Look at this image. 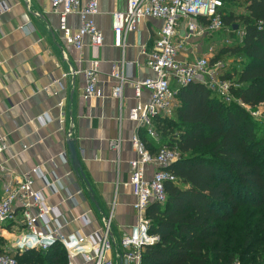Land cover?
Wrapping results in <instances>:
<instances>
[{"label": "crops", "instance_id": "0c3cea01", "mask_svg": "<svg viewBox=\"0 0 264 264\" xmlns=\"http://www.w3.org/2000/svg\"><path fill=\"white\" fill-rule=\"evenodd\" d=\"M97 1L96 24L104 43L94 48L86 39L79 50L65 42L50 0H0V134L7 138V149L0 155V198L6 181L37 169L35 187L49 205L59 206L58 222L66 233L84 236L102 228L113 209L112 233L119 240L136 222V198L125 183L131 175L129 162L137 157L132 138L138 133L143 139V128L129 119L138 101L132 84L155 75L143 51L152 49L163 22L146 19L127 35L123 47L113 31L112 14L124 10L128 0ZM80 23L78 14L68 17L72 30ZM214 36L193 40L179 58L205 55L216 43ZM95 60L102 96L86 100L84 71ZM120 62L126 79L122 101L112 95V68ZM148 98L144 90L140 101ZM70 140L84 177L72 165ZM153 169L147 166L149 176ZM84 213L90 217L89 226L74 220Z\"/></svg>", "mask_w": 264, "mask_h": 264}, {"label": "trees", "instance_id": "16d2710c", "mask_svg": "<svg viewBox=\"0 0 264 264\" xmlns=\"http://www.w3.org/2000/svg\"><path fill=\"white\" fill-rule=\"evenodd\" d=\"M245 1V13L233 19L224 0V21L235 29L238 19L246 33L212 60L227 54L247 59L222 76L236 100L227 103L193 82L179 89L173 117L156 119L170 135L165 144L142 131L152 154L163 145L181 154L165 169L176 176L165 184L166 201L151 202L147 209L150 233L159 241L144 248L142 264H264V131L238 102L252 109L264 104V0ZM5 244L0 235V254L12 256ZM13 257L21 264H67L59 243Z\"/></svg>", "mask_w": 264, "mask_h": 264}, {"label": "built area", "instance_id": "2783aa9c", "mask_svg": "<svg viewBox=\"0 0 264 264\" xmlns=\"http://www.w3.org/2000/svg\"><path fill=\"white\" fill-rule=\"evenodd\" d=\"M53 11L60 17V28L65 42L81 50L88 39L91 46L98 48L104 43V36L96 24V16L100 13L97 0H50ZM224 0H128L124 10L114 11L113 31L121 38V45L126 46L129 33L139 30L148 18L163 22L158 37L146 55L148 66L155 72L153 77L137 80L132 86L137 103L129 111V119L139 128L146 130L147 135L159 142L155 130L156 119L163 115H171L178 106V91L193 82H200L229 103L236 100L231 93V82L222 79L226 73L224 60L212 63L224 46L240 43L245 36V28L233 30L234 37L223 39L219 45L215 43L208 48L205 55H195L190 60L179 58L181 52L193 42L204 36H214L224 28ZM4 7L1 6V10ZM78 14L80 27L76 31L68 26V17ZM228 69V68H227ZM86 85L83 98L89 100L101 97L98 88L99 61L95 60L84 71ZM112 77L116 81L112 95L122 101L126 84L124 62L114 64ZM175 82L176 86H173ZM149 92L146 101H140L143 91ZM255 116L256 109L244 105ZM137 157L130 160L131 175L126 186L132 188L135 195L133 209L136 222L131 231L119 240L112 233L113 209L105 217V224L84 236L66 233L59 224L61 215L59 206L49 205L42 192L35 187V169L24 175L15 176L6 181L0 198V223L11 222L15 228L11 247L20 254L26 251H47L56 244H61L67 253V264H142L144 248L159 241V236L150 233L151 221L147 209L151 202L166 201V182L176 181V176L165 170L180 159L177 147L163 145L156 154H152L145 141L138 133L132 138ZM113 145H119L114 141ZM7 149V138L0 134V155ZM154 167L149 176L147 166ZM1 171H6L1 167ZM55 182L47 184L54 185ZM17 214H20L18 217ZM80 225L89 226L88 213L74 218ZM16 228L18 230H16ZM0 264H21L8 254H0Z\"/></svg>", "mask_w": 264, "mask_h": 264}, {"label": "rangeland", "instance_id": "374dc122", "mask_svg": "<svg viewBox=\"0 0 264 264\" xmlns=\"http://www.w3.org/2000/svg\"><path fill=\"white\" fill-rule=\"evenodd\" d=\"M246 7H247V3L245 0H228V6H227V13L226 15L232 13V15L234 16L233 19H235V17H239L242 14L245 13L246 11ZM239 20L236 19L234 21V27L239 26ZM224 25L225 28L216 36L212 37L214 39V41L216 43H218L219 45H221L223 42V39L227 38V37H231L233 38L235 35L233 33V27L231 24H227L224 21ZM218 41V42H217ZM230 47V46H228ZM223 60L225 62L226 65L230 66V68L233 67H237V68H241L243 65H245L247 63V59L243 56H232L230 54L225 55V57H223ZM255 112V119H258V121L260 122L259 124V132L264 131V104H260L257 108ZM174 113H172L171 115H163L166 116L168 118L173 117ZM155 130L158 134L159 137V143H163L165 144L167 142V140L169 139L170 135L166 136L163 134L162 130L159 127V122L155 124ZM263 133V132H261ZM151 151V150H150ZM16 230H18L16 228ZM13 234H15V228L13 227V223L11 222H3L0 223V235L5 239L6 244L4 246V249L9 251H12V256L17 252V250H15L13 247H11V241H12V237ZM19 253V252H18Z\"/></svg>", "mask_w": 264, "mask_h": 264}, {"label": "water", "instance_id": "95a60500", "mask_svg": "<svg viewBox=\"0 0 264 264\" xmlns=\"http://www.w3.org/2000/svg\"><path fill=\"white\" fill-rule=\"evenodd\" d=\"M236 28L237 27H235V29ZM69 150H70V158H71L72 165L77 170V172L80 174V176L84 177V173L82 171V166H81V163L78 159L77 151H76L74 142L72 140L69 141ZM119 264H122V262H120Z\"/></svg>", "mask_w": 264, "mask_h": 264}]
</instances>
